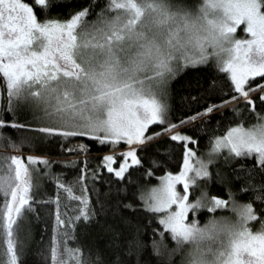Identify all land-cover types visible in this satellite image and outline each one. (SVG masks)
<instances>
[{"label":"snow or ice","instance_id":"6c2138e0","mask_svg":"<svg viewBox=\"0 0 264 264\" xmlns=\"http://www.w3.org/2000/svg\"><path fill=\"white\" fill-rule=\"evenodd\" d=\"M217 113L204 152L177 130ZM45 217L43 264H264V0H0V264H31Z\"/></svg>","mask_w":264,"mask_h":264},{"label":"trees","instance_id":"16d2710c","mask_svg":"<svg viewBox=\"0 0 264 264\" xmlns=\"http://www.w3.org/2000/svg\"><path fill=\"white\" fill-rule=\"evenodd\" d=\"M84 0H73V3H83ZM209 70L207 68H203L200 70L199 73H189L188 77H181L180 79L176 80L172 84V96L170 98V118L173 119V121L182 118L183 116L192 115L194 112H198L201 109V106H204V99L199 96V89L198 88H189L183 85V81L186 78L190 79H198L201 76L206 80L209 76ZM196 96L197 100H193L192 97ZM231 108V105L229 106ZM224 118L220 124V128H223L226 130L225 125L228 124L229 120H231L235 114L231 113L228 109L224 110ZM220 115L213 114L211 121H204V124L207 125L206 128L201 127L200 121L191 122L189 124H186L180 128H178V131H181L182 133L186 135H192L194 140L198 141V143H192L191 146L198 150V152H204L207 147H210L208 141L209 137L212 136V134L215 132L217 135H222V131H220L217 128L216 121L220 120ZM239 122V121H237ZM254 122V114H253V121ZM153 131L157 130L156 128L152 129ZM9 132L13 138L17 137L20 133L8 129L6 130ZM23 132V130H21ZM157 143L160 146V151L156 152V158L167 162L169 167L168 170L176 169V160L175 157H180L182 161V149L175 147L176 145H179L181 142H171L170 136H165L161 139H158ZM124 145H121V148H123ZM121 148L116 149V152L119 153ZM171 149L172 151L169 152L168 150ZM107 148H102L98 145H93L92 152L93 154H104L107 152ZM42 154V153H37ZM54 155V154H53ZM70 159L71 157H65ZM122 157L118 156V159H121ZM96 161H92L90 166L94 165ZM143 165L146 168L149 165V160L145 158L143 160ZM118 166V165H117ZM235 167V165H233ZM54 169L56 171H62L63 169L59 165H54ZM164 169V165L161 164L159 168L154 169L153 177L151 180L148 179L147 176L141 175V173L144 171V168L137 170H133L132 177L133 179L139 178L141 183L147 182L149 184L156 183L157 177L162 174ZM178 170V169H177ZM214 171V168H213ZM238 183V182H237ZM223 191L222 186L218 184L212 185V191ZM218 214V213H217ZM41 215L43 216V212H41ZM211 215L210 213H207V210H202L200 214V220L201 222H205L206 216ZM47 222L50 226L51 221L49 218L45 217L44 219L40 221L33 220L32 222V230H33V239L29 245V260L31 261V264H43V260L36 255V252L39 250V247L41 245H38L37 242L41 240V236H44V240H47V233L44 232V224Z\"/></svg>","mask_w":264,"mask_h":264},{"label":"rangeland","instance_id":"374dc122","mask_svg":"<svg viewBox=\"0 0 264 264\" xmlns=\"http://www.w3.org/2000/svg\"><path fill=\"white\" fill-rule=\"evenodd\" d=\"M241 34H243V33H241ZM218 214H220V213L218 212Z\"/></svg>","mask_w":264,"mask_h":264}]
</instances>
